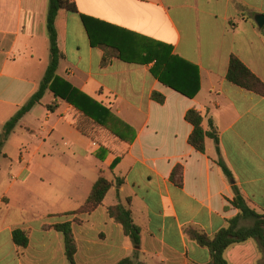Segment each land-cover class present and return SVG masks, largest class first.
<instances>
[{
	"label": "crops",
	"instance_id": "crops-1",
	"mask_svg": "<svg viewBox=\"0 0 264 264\" xmlns=\"http://www.w3.org/2000/svg\"><path fill=\"white\" fill-rule=\"evenodd\" d=\"M48 2L0 0V134L36 92L49 64ZM69 2L76 12L61 10L55 21L64 57L57 75L109 109L117 121L107 129L61 100L49 112L50 92L19 121L0 155V264H67L63 240L42 227L57 223L47 221L53 217L66 221L99 176L122 184L83 215V226L89 217L103 215L105 225L97 237L83 240V264L209 263V250L189 239L187 229L213 236L226 227L238 214L233 188L252 210L264 213V98L226 79L235 56L264 83V25L255 22L264 16V0ZM105 48L117 57L103 66ZM165 69L168 81L193 96L167 87L152 73L160 76ZM153 93L163 102L153 100ZM190 109L201 114L204 130L212 122L219 154L211 138L205 139L203 153L188 143L192 127L185 114ZM25 135L44 141L31 149L23 144ZM47 143L48 159L59 151L73 158L83 151L82 186L65 176L44 186L34 166ZM49 161L44 164L61 167ZM178 166L181 186L171 178ZM72 191L81 200L74 209ZM115 205L130 210L140 229L138 247L108 217V207ZM34 225L56 240L33 243ZM17 229L29 232L26 248L13 243ZM224 258L228 264H264V249L248 240L226 249Z\"/></svg>",
	"mask_w": 264,
	"mask_h": 264
},
{
	"label": "trees",
	"instance_id": "trees-1",
	"mask_svg": "<svg viewBox=\"0 0 264 264\" xmlns=\"http://www.w3.org/2000/svg\"><path fill=\"white\" fill-rule=\"evenodd\" d=\"M61 10L71 13L76 12L74 4L70 3L69 0H49L46 15V31L49 41V64L36 92H34L26 103L4 124L0 134V155H2V148L5 142L13 133L19 121L29 113L35 105L40 104L46 92H50L54 98L50 104L46 105V109L49 112H54L59 106L58 101L61 100L72 106L83 116L92 119L95 123L107 129H110V123L117 119L109 109L103 107L92 98L79 91L68 81L57 75L59 63L64 58L57 45V32L55 28V21ZM81 20L84 22L85 17L81 16ZM113 57H117L116 52L105 48L102 65H107ZM166 72L167 70L165 69L159 76L155 70L152 71L153 75L158 76L159 81L167 87L185 96H193V94L188 95V93L182 89L176 88L173 83L168 81L166 79ZM226 79L233 85L264 98V83L252 74L235 56L230 57ZM152 99L158 103L163 102V97L156 93L152 94ZM185 121L192 127V131L188 137V143L196 151L203 153L205 150V139L211 138L214 140L216 152L219 154L218 139L214 134L215 129L212 122H209V130H204L202 126V116L195 109L187 111L185 114ZM218 164L225 177L231 179L232 176L229 170L220 158ZM171 178L175 185H182V168L180 166L174 169ZM121 184L122 181L119 179H116L115 182H110L103 176H99L83 205L79 209L66 214V221L42 227L43 231L52 229L61 234L67 264H75V255L77 253V244L72 231L73 222L71 220L68 221V217L77 214L85 215L92 213L102 205L108 191L113 186L118 188ZM233 189L235 196L232 201V206L238 210V214L227 221L226 227L219 230L213 236H207L203 232L192 228L187 229L185 232L189 239L196 242L200 247L209 250L210 261L207 264H228L224 258L225 250L248 240H254L258 248L264 249V213L258 214L252 210L242 198L237 188ZM107 214L114 223L121 226L124 235L130 238L133 245L138 247L140 229L133 223L130 210L121 205H115L108 207ZM241 220H251L252 224L248 227H242L240 225ZM12 240L16 247L26 248L29 242V232L20 229L14 230L12 233Z\"/></svg>",
	"mask_w": 264,
	"mask_h": 264
},
{
	"label": "rangeland",
	"instance_id": "rangeland-1",
	"mask_svg": "<svg viewBox=\"0 0 264 264\" xmlns=\"http://www.w3.org/2000/svg\"><path fill=\"white\" fill-rule=\"evenodd\" d=\"M37 135L39 136V133L36 132ZM44 138L42 137L41 139L37 137H31L30 135H25L23 139V144L25 147H29L31 149H35L43 140ZM57 145L63 146L61 141H56ZM48 144L44 145L41 147L37 157L35 158L36 163L34 166V170L37 176L41 175L45 178V185L46 188L48 189L49 183H53L54 179H57V177H63L67 179H71L74 184H78V186L83 185V177L81 174V171H83V151L79 152V156L76 158L71 157L68 153L64 152H58L55 154V159H48L47 155V148ZM48 160L49 162H52L53 160L56 162L61 163V167L58 165L55 166H49L44 163H46ZM14 172H11L8 175V178L14 176ZM83 193H81V196ZM72 196V201L71 205L74 208H76L81 202V200L77 199L75 197L74 191L71 192ZM110 199H107L106 202H109ZM101 214V211L99 212ZM103 215V214H102ZM104 215L102 218L98 217V219H95L94 216L89 217V224L83 226V215L77 214V215H72L69 216L68 219L73 222V235L74 238L78 241L77 245L79 246L80 251L76 254L75 257V264H83V240H89L92 238L97 237V234L105 227L104 222H103ZM48 222L56 221L62 222L64 221L63 218L61 217H53L52 219L47 220ZM249 222L252 221L249 220ZM54 234V233H52ZM58 238L62 240V236L60 233H56ZM42 240H56L54 239L53 235H46L43 233L37 226H33V232H32V242H39Z\"/></svg>",
	"mask_w": 264,
	"mask_h": 264
},
{
	"label": "water",
	"instance_id": "water-1",
	"mask_svg": "<svg viewBox=\"0 0 264 264\" xmlns=\"http://www.w3.org/2000/svg\"><path fill=\"white\" fill-rule=\"evenodd\" d=\"M255 22H256V24H257V26H258L259 28H262L263 25H264V16H263V15H258V16H256V17H255Z\"/></svg>",
	"mask_w": 264,
	"mask_h": 264
}]
</instances>
